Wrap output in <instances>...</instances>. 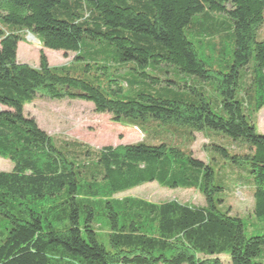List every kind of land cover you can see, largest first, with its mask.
Here are the masks:
<instances>
[{
	"label": "trees",
	"instance_id": "obj_1",
	"mask_svg": "<svg viewBox=\"0 0 264 264\" xmlns=\"http://www.w3.org/2000/svg\"><path fill=\"white\" fill-rule=\"evenodd\" d=\"M28 33L73 61L19 62ZM38 95L89 101L143 139L51 135L24 112ZM263 108L264 0H0V157L13 163L0 171V264H264V232L218 207L222 181L191 150L205 128L247 142L231 158L250 166L257 226ZM149 182L205 203L115 197Z\"/></svg>",
	"mask_w": 264,
	"mask_h": 264
},
{
	"label": "rangeland",
	"instance_id": "obj_2",
	"mask_svg": "<svg viewBox=\"0 0 264 264\" xmlns=\"http://www.w3.org/2000/svg\"><path fill=\"white\" fill-rule=\"evenodd\" d=\"M28 33L26 39L18 45L17 59L21 63L38 66L39 53L43 50L51 66L70 64L74 54H65L62 50L43 47L39 40L31 39ZM33 36V35H32ZM25 114L33 117L38 125L49 134H61L77 138L95 148L106 145L136 143L143 139L142 131L133 126L131 120L123 118L121 122H114L107 113H98L93 104L80 99H51L45 95H38L34 102L26 104ZM258 132L264 134V108L258 113ZM196 141L191 147L193 155L206 163L211 162L217 176V182L222 181L225 190L219 192L217 201L221 210L231 209L233 214H239L245 222L249 236L264 232V221L256 226L252 221L254 198L249 191L251 173L248 164L237 165L231 156L245 150L243 139L233 137L211 128L195 132ZM219 145L228 151L224 155ZM13 163L0 157V171H11ZM139 197L152 202L177 200L182 203L203 205L205 200L202 194L195 189L165 188L157 182L145 183L128 191L117 194L115 197ZM102 231V230H101ZM107 243L108 241H104ZM225 262L228 257H222Z\"/></svg>",
	"mask_w": 264,
	"mask_h": 264
},
{
	"label": "bare ground",
	"instance_id": "obj_3",
	"mask_svg": "<svg viewBox=\"0 0 264 264\" xmlns=\"http://www.w3.org/2000/svg\"><path fill=\"white\" fill-rule=\"evenodd\" d=\"M30 38H31V39H33V40H35V37H34V36H32V35L30 36Z\"/></svg>",
	"mask_w": 264,
	"mask_h": 264
}]
</instances>
